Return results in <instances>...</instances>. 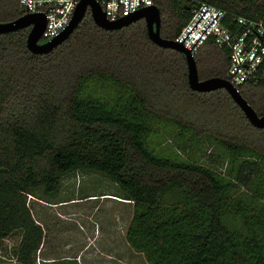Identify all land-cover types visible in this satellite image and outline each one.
<instances>
[{"label": "trees", "instance_id": "16d2710c", "mask_svg": "<svg viewBox=\"0 0 264 264\" xmlns=\"http://www.w3.org/2000/svg\"><path fill=\"white\" fill-rule=\"evenodd\" d=\"M202 3L264 21V0H155L161 35L174 40ZM22 15L19 0H0V22ZM29 30L0 33V240L19 233L16 264H37L45 239L28 195L55 193L81 169L109 176L133 203L127 239L149 264H264V204L239 209L235 197L245 187L264 202V128L225 89L192 90L184 54L155 44L143 19L106 30L87 12L46 54L28 49ZM195 58L201 79L226 77L228 52L213 40ZM239 90L263 113L264 83ZM163 118L179 148L189 135L217 145L212 166L156 152L148 137ZM231 205L245 232L229 225Z\"/></svg>", "mask_w": 264, "mask_h": 264}, {"label": "rangeland", "instance_id": "374dc122", "mask_svg": "<svg viewBox=\"0 0 264 264\" xmlns=\"http://www.w3.org/2000/svg\"><path fill=\"white\" fill-rule=\"evenodd\" d=\"M136 26H132V29ZM174 125L175 123L169 118L157 121L154 125L157 134L153 133L148 137L150 146L156 152L162 154L170 152L168 156L174 159H196L198 162H205L207 165L212 166L214 162H212L210 156L213 154V158L218 157V146L214 143L211 144L209 141L197 142L193 139V135H189L183 137L186 142L185 148H179L178 146L181 147V145L176 140L181 135H178L180 131ZM216 167L219 170L223 169L221 164H216ZM122 192V189L109 176L99 171L85 169L64 175L60 180V187L55 193H48L42 187H37L35 195L38 199L40 198L36 205L38 208L37 215L42 217L41 219H43L48 230V246L43 248L41 254L38 253L37 264H40V262L43 264L44 256L49 252H51L49 255L53 256L54 259L51 263L44 264H98L93 259L89 262L85 259V263L81 261L79 263L75 258H72L84 245L81 243L83 238L87 239V237L91 242L86 249V253L91 252L95 256L91 253L89 256L106 259L104 239L109 227L108 219L113 217L108 212L111 211L112 207L121 210L124 203L115 201L112 196L105 195V193L122 195ZM252 196V192L245 187L237 192L235 197L240 202L238 208L263 210L264 202L255 200ZM29 198L28 196V204L33 209L32 201L34 199ZM175 200H177V197L173 192H170L164 196L162 202L164 206L166 205L169 208ZM44 201L56 204H47ZM132 207L134 212V206L132 205ZM229 208L226 216L229 225L234 230L240 231L242 228V232H245L247 226L243 224V218L238 216V212L233 205ZM168 210L166 213H168ZM19 240L18 232L0 240V264L17 263L14 249ZM51 242L52 246H50ZM67 244L69 245L66 246ZM133 264H149V262L143 253L133 249Z\"/></svg>", "mask_w": 264, "mask_h": 264}, {"label": "built area", "instance_id": "2783aa9c", "mask_svg": "<svg viewBox=\"0 0 264 264\" xmlns=\"http://www.w3.org/2000/svg\"><path fill=\"white\" fill-rule=\"evenodd\" d=\"M19 1L24 14H45L47 23L41 41L47 42L68 27L83 0ZM95 1L112 22L155 4V0ZM174 40L182 43L194 56L208 40H213L218 48L225 49L229 56L225 78L238 90L246 84L264 83V21L260 19L231 15L223 8L202 3ZM28 196L34 198L30 194Z\"/></svg>", "mask_w": 264, "mask_h": 264}, {"label": "water", "instance_id": "95a60500", "mask_svg": "<svg viewBox=\"0 0 264 264\" xmlns=\"http://www.w3.org/2000/svg\"><path fill=\"white\" fill-rule=\"evenodd\" d=\"M90 12L94 22L106 30H119L143 19L146 23L149 38L157 45L164 48H172L184 54L187 63L188 83L192 90L210 92L225 89L233 100L242 109L248 120L258 128H264V111L259 114L255 108L244 98L237 87L226 78L213 76L201 79L199 68L194 55L186 49L182 43L173 39L164 38L161 35L162 16L161 10L156 5L146 7L129 17L112 22L107 19L101 6L95 0H83L78 6L74 17L68 27L51 41L42 42L41 37L46 27V16L43 13H27L14 20L0 22V33H8L23 28H30L27 35V47L34 54H46L65 41Z\"/></svg>", "mask_w": 264, "mask_h": 264}, {"label": "crops", "instance_id": "0c3cea01", "mask_svg": "<svg viewBox=\"0 0 264 264\" xmlns=\"http://www.w3.org/2000/svg\"><path fill=\"white\" fill-rule=\"evenodd\" d=\"M105 195H110L115 201H119L121 203H124L123 208L121 210H117L115 207H112L111 211L108 212V214H112V218H109V227L107 230V233L105 234V239L104 243H106L105 247V258L106 259H101L98 257H93L89 256L91 253H86V249L88 248L90 244V240L84 239L81 241L84 245L80 247V250L77 252V254L72 257L75 258L78 262L81 261L85 263V259L89 262L90 260H94L98 264H133V247L130 243V241L127 239V230L131 224L132 218H133V207H132V202L122 198V195H117V194H110V193H105ZM34 200L33 202V209L31 207V211L33 214V217L37 221V223L41 224L42 227L44 228L45 232V239L44 242L40 248V251L38 253H42L43 248H47V240H48V230L45 227V223L42 217H39L37 215V202H39L40 198L34 194ZM63 202V201H61ZM44 203L47 204H56V203H50L48 201H44ZM128 205V206H127ZM115 208V210H114ZM63 215V213H61ZM80 243V244H81ZM67 244L66 246H68ZM52 246V242L51 245ZM49 246V247H50ZM49 250V249H48ZM51 252L47 253L44 256V263H51V261L54 259L53 256L49 255ZM94 255L93 253H91ZM39 255V254H38ZM84 256H87L86 258ZM95 256V255H94ZM68 257V256H67ZM41 263V262H40ZM43 263V264H44ZM80 263V262H79ZM42 264V263H41ZM87 264V263H85Z\"/></svg>", "mask_w": 264, "mask_h": 264}]
</instances>
